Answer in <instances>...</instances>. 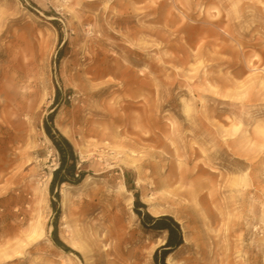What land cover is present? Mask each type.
<instances>
[{"label": "rangeland", "instance_id": "obj_1", "mask_svg": "<svg viewBox=\"0 0 264 264\" xmlns=\"http://www.w3.org/2000/svg\"><path fill=\"white\" fill-rule=\"evenodd\" d=\"M0 82V264H87L75 234L158 264L168 231L136 195L186 227L173 264H264V0H0ZM46 120L93 176L69 190L72 235Z\"/></svg>", "mask_w": 264, "mask_h": 264}, {"label": "trees", "instance_id": "obj_2", "mask_svg": "<svg viewBox=\"0 0 264 264\" xmlns=\"http://www.w3.org/2000/svg\"><path fill=\"white\" fill-rule=\"evenodd\" d=\"M58 100V98H56ZM54 113L50 114L49 121L53 122ZM48 120L45 121V130L48 136L51 138L54 143L56 149L60 154V164L54 170L53 177L50 183V193L52 196H56L59 198V189L63 183H71V184H79L81 183L85 176L86 171L78 169V156L74 150L73 144L70 140L63 135L58 129L53 128L50 125ZM135 200V212L140 216L145 226H150L156 230H165L168 231L167 241L161 245L154 254V259L158 262V264H167L166 258L167 256L176 248L180 247L183 242V232L181 230L180 223L169 214H163L160 216H154L149 212H143L142 208L146 207V204L139 200V197L136 195ZM53 207L56 211V214H59L60 208L57 206L56 202L53 201ZM54 225V237L56 245L59 247L69 250L68 246L64 244L57 236L58 226L56 223Z\"/></svg>", "mask_w": 264, "mask_h": 264}, {"label": "bare ground", "instance_id": "obj_3", "mask_svg": "<svg viewBox=\"0 0 264 264\" xmlns=\"http://www.w3.org/2000/svg\"><path fill=\"white\" fill-rule=\"evenodd\" d=\"M169 22L171 23H175L176 21L174 20H168V25ZM178 28V27H177ZM190 28L188 25H183L179 28V30L183 29L186 30ZM190 30V29H188ZM27 51L26 49L21 51V54H25ZM117 61V60H115ZM113 71L114 73H119V66H118V62H116V65L114 66V68L112 69L111 67H100V68H96L95 69V76L98 75H102L105 74L106 72H111ZM6 91L5 94H8V91L6 88L3 87V85L0 82V90ZM185 120V119H184ZM261 132H263L264 130H260ZM45 137L46 139L52 143L51 138L48 136L47 133H45ZM58 167V164H56V166L53 168L56 169ZM53 171L49 173L48 176V180L46 183V189H48V185L52 179L53 176ZM93 176L89 175L88 177H86L84 179V181H89ZM189 178H193L195 181L198 178V175H191V174H179V176L177 177V180H179V182H182L186 179ZM83 182L79 183V184H71V183H63L62 184V203H63V221H65L64 226L68 228V231L70 232V234H74V230L71 229V227L68 225L67 223V200L69 197V190L71 188L74 187H80L82 186ZM122 187L125 188V184H122ZM200 185H196L195 188H192L191 191H189L190 195L192 196L196 206H199V200H201V197L199 196V191H200ZM203 199V196H202ZM132 202H133V197L131 198ZM53 228V227H51ZM182 230H183V236H184V240L187 241L188 239V233H187V229L185 226H182ZM32 235L36 238L42 239L45 237V229L43 224L39 221L37 222V224L32 225ZM165 241V240H164ZM163 241V242H164ZM93 247L89 248L87 246V244L85 243V241H82V235L79 234V238L76 236V234L73 236V248L77 249L78 251H80L81 253H83V255L86 258V262L87 264H131V262H129L130 260V250L126 247L123 246L121 243L118 244H112L110 243L109 245H107L105 242L106 240L104 239H99L96 238L93 240ZM64 254L68 257H70L73 253L71 252H64ZM94 254H96L98 257L94 260ZM167 262L170 264H173L172 262V258H171V253L167 256ZM63 264H72L71 262H67V261H63ZM77 264H82V262L77 263Z\"/></svg>", "mask_w": 264, "mask_h": 264}]
</instances>
